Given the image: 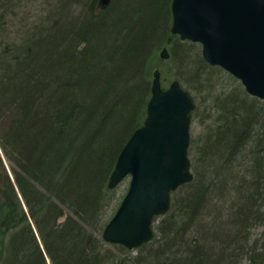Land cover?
<instances>
[{"label": "trees", "instance_id": "1", "mask_svg": "<svg viewBox=\"0 0 264 264\" xmlns=\"http://www.w3.org/2000/svg\"><path fill=\"white\" fill-rule=\"evenodd\" d=\"M21 3L0 0V146L14 176L0 154V264H264V100L243 87L222 91L199 137L192 126L194 179L154 238L136 255L114 244L124 256L103 239L124 197L109 178L146 119L154 71L171 83L160 53L181 39L172 0H65L14 33ZM176 58L201 81V54L176 43Z\"/></svg>", "mask_w": 264, "mask_h": 264}, {"label": "water", "instance_id": "2", "mask_svg": "<svg viewBox=\"0 0 264 264\" xmlns=\"http://www.w3.org/2000/svg\"><path fill=\"white\" fill-rule=\"evenodd\" d=\"M111 0H100L106 8ZM172 32L199 43L204 59L238 78L264 100V0H172ZM169 59L168 47L161 50ZM147 116L122 148L108 186L130 185L103 231L111 244L136 249L155 236V217L171 208L172 193L193 181L189 156L196 104L179 80L165 88L154 71Z\"/></svg>", "mask_w": 264, "mask_h": 264}, {"label": "rangeland", "instance_id": "3", "mask_svg": "<svg viewBox=\"0 0 264 264\" xmlns=\"http://www.w3.org/2000/svg\"><path fill=\"white\" fill-rule=\"evenodd\" d=\"M65 0H23V3H21L19 6H16L17 9L20 12V15L17 18H14L12 16H9V22H10V29L13 30L14 33H21L23 32L28 26H33V22L37 21L40 18V15H48L50 11L57 10L58 6H62ZM99 2V0H97ZM19 2V1H18ZM22 2V1H21ZM58 3V4H57ZM24 5L23 7H21ZM52 7V8H51ZM101 7V5H100ZM17 23V25H14ZM179 41V40H178ZM179 43L182 45L184 50L187 53H190L193 57L198 58V56L202 55V47L198 43H194L191 41H186L180 39L179 42H174L173 40H170L165 46L168 47L170 53H172V47ZM194 43L195 45L191 44ZM162 59V58H161ZM164 63L162 64V70L165 69L166 73L168 72V76L171 73V80L177 79L180 82H182V85L187 88V90L190 92V94L193 96V98L196 100L198 104V118L195 119V122L192 124L194 128V135L196 137H199L203 132H205V122L203 121L205 118L206 113H209L215 109V100L217 97L219 99L223 100V97H225V92L228 93L231 88H244L243 84L240 80L237 78H234L231 74L220 68L219 66H211L207 63L206 67H201V76L199 81L196 77H194V74L188 77L187 73L182 72V70L190 71L191 68L185 67L180 70V66L178 63V59L176 58L174 61L171 60L169 62H166L165 59H163ZM189 66H193L192 63L189 64ZM161 68V66H160ZM163 76L164 72L162 71ZM180 77V79L178 78ZM189 78V79H188ZM211 78V90L202 85V82L206 79ZM164 86L167 87L169 83H164ZM205 87V88H204ZM225 91V92H222ZM218 95V96H217ZM195 102V103H196ZM213 107V108H212ZM0 153L1 147H0ZM4 166L6 167L9 176L13 178V172L11 163L8 161V159L3 158ZM130 185V177H127L118 187L116 194L118 195V200L120 201L121 197L124 196L129 188ZM123 198V197H122ZM116 203V202H115ZM112 214V211L110 212ZM65 218V217H64ZM158 221L155 222V225ZM261 234V228H255L253 229V235L255 237H258ZM108 247L112 248L113 252L118 256H124L125 253L120 251L118 247H115L114 244L111 245L109 243ZM128 253L130 255H136L137 250L134 249H128ZM244 264H247L245 261Z\"/></svg>", "mask_w": 264, "mask_h": 264}, {"label": "bare ground", "instance_id": "4", "mask_svg": "<svg viewBox=\"0 0 264 264\" xmlns=\"http://www.w3.org/2000/svg\"><path fill=\"white\" fill-rule=\"evenodd\" d=\"M99 2H100V0H99ZM0 147H1V146H0ZM1 151H2V148H1ZM0 154H1L2 158H5L3 151H2V153H0ZM6 159H7V158H6ZM17 190H18V188H17ZM18 191H19V190H18Z\"/></svg>", "mask_w": 264, "mask_h": 264}]
</instances>
